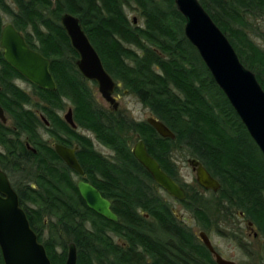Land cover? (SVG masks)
I'll return each instance as SVG.
<instances>
[{"label": "trees", "instance_id": "trees-1", "mask_svg": "<svg viewBox=\"0 0 264 264\" xmlns=\"http://www.w3.org/2000/svg\"><path fill=\"white\" fill-rule=\"evenodd\" d=\"M200 1L264 88V48L248 32L251 29L248 19L264 16V0ZM13 2L15 6L0 0V30L2 12L27 34L32 25L30 30L36 33L35 37L28 35L38 39L47 54L48 46L53 47L56 54H77L60 24L63 13L77 15L109 70L114 73L122 66L131 72L133 78L121 77L126 87L149 106L176 137L164 138L146 122L131 124L125 120L126 129L135 132L142 128L150 153L176 181L181 183L171 152L181 147L220 180L222 187L218 192L204 189L205 193L211 192L210 196L193 191L192 187L186 188L187 198L181 200L184 206L208 229L212 222L217 223L222 218L225 221L243 218L252 221L264 239V154L186 37V19L175 0ZM134 4L145 18L144 26L133 25L126 14L125 8ZM106 54L115 55L120 66L108 61ZM128 55L134 59L133 63L123 58ZM62 63L63 66L58 67L62 77L55 71L54 74L61 82L59 86H67L78 98L76 119L92 128L101 140L122 155L120 162H109L110 171L102 173L100 178L94 173L93 179L113 200L119 220L107 219L86 205L67 171L53 169L57 157L51 159V164L40 152L18 155L20 151L12 150L18 146L17 140L1 138L8 153L13 152L7 158L9 164L2 158L3 168L20 193L21 205L52 263L65 264L69 243L74 242L78 264H217L202 240L156 192L152 176L134 157L127 137L117 130V123L105 122V111L95 102L86 80L72 68L71 60L64 58ZM33 182L39 188H35ZM64 182L77 191L76 202L62 188ZM33 201L37 205H33ZM62 210L55 223L56 236L50 234L44 238L42 227L46 215ZM91 214L101 221L94 220ZM238 234L242 233L236 232L233 236ZM240 244L244 245L242 241ZM0 264H4L1 249Z\"/></svg>", "mask_w": 264, "mask_h": 264}, {"label": "water", "instance_id": "water-1", "mask_svg": "<svg viewBox=\"0 0 264 264\" xmlns=\"http://www.w3.org/2000/svg\"><path fill=\"white\" fill-rule=\"evenodd\" d=\"M175 3L186 19L184 27L186 37L195 46L214 80L264 154V88L256 74L243 64L226 33L200 0H175ZM61 24L73 48L80 56L77 61L78 69L86 78L96 80L104 98L113 103L115 99L112 93L116 82L105 69L80 18L73 13L65 12L61 16ZM0 44L4 48L6 59L32 82L50 90L57 89L56 81L49 69L50 60L31 49L13 24L6 25L2 30ZM0 118L6 120L1 106ZM68 119L75 125L72 112L69 113ZM148 121L161 136L172 139L176 137L173 130L162 120L150 117ZM56 147L70 166L80 173L84 172L73 149L62 145ZM133 152L154 180L171 196L179 200L187 198L185 189L162 168L156 158L148 153L143 140L137 142ZM188 162L196 173L197 182L204 189L214 192L221 189L220 180L213 176L200 160L191 157ZM78 189L89 208L110 220H119L118 215L111 209V201L105 198L93 184L81 180ZM252 224L249 222L250 227ZM198 236L211 251L217 264H239L222 256L205 230L199 231ZM0 249L4 264H53L46 246L39 240L26 211L20 204L17 191L7 173L1 168ZM65 264H78L77 246L74 242L69 243Z\"/></svg>", "mask_w": 264, "mask_h": 264}, {"label": "flooded vegetation", "instance_id": "flooded-vegetation-1", "mask_svg": "<svg viewBox=\"0 0 264 264\" xmlns=\"http://www.w3.org/2000/svg\"><path fill=\"white\" fill-rule=\"evenodd\" d=\"M12 2H13V0H12ZM13 5H14V2H13ZM3 14H6V13L2 12L3 23H2L1 30H0V40H1V33H2V30L4 29V27L8 24H13L14 27L24 37L26 43L28 44V46L31 49H33L36 52H39L45 58L50 60L49 69H50V72L56 81L57 89L56 90H50L48 88H44V87L39 86L38 84L32 82L24 73H22L17 67L12 65L6 59V57L4 55V48L0 44V106L3 108L4 115L6 117L5 121L0 118V125L2 126V129H0V168L7 173L13 187L15 188L14 183L12 182V179H11L10 175L8 174V171L3 168L4 161L2 160V158H6V159L9 158V154L13 155V152L8 153V148L1 141V138L2 139L4 138L6 140L16 139L18 142V144H17L18 146L14 147L12 150L13 151H20L18 155L26 154V155L30 156V153L37 154L40 152V155H42L46 159L49 158L50 160L51 159L54 160L57 157L55 159V161L57 163H55L53 161L55 163V168H53V169L57 172H62L63 170L67 171L72 183H75L76 189L78 190V193L80 196H81V194H80L79 189H78L79 181L83 180V181L89 182V183L93 184L101 192V194L105 198H107L111 201V209L114 211L113 200L105 195L103 189L99 188L94 183L93 179H94V173L98 174L97 177L100 178L102 173L110 171L111 166L108 163L110 162V163L116 164L117 162H120V157L122 155L115 148H113L112 146L108 145L103 140H101L97 136V133L92 128L86 127V126L82 125L80 122H77L76 111H75L76 108L74 109L73 107H69L67 112L62 115L60 112L62 110H64V108H61L63 106L58 105V104H52V102H51L52 99H51V97H49V96H53V97H55V99L60 100L59 102L63 101V98L61 95V87L59 86V81L57 80V78L54 74V71H55V68L57 66L58 67H59V65L63 66L62 59H64V58H69L71 60L72 68L75 67V69L78 71V73L86 80L88 87L92 93H93V91L90 88L89 83L90 82L95 83L99 89L98 82L96 80L86 78L80 72V70L78 69V65H77V61L80 58V56L76 50L75 51L77 54H75V55H64V54H58L57 55L56 54L55 57H52V56H50V54H47L46 52H44V50L41 49V44H40V41H38V39H36V38L34 39L28 35V34H30V35L35 37L36 33L33 30L32 31L30 30V29H32L31 28L32 25H29V27H28L29 32L27 34L24 31L20 30L11 21V17L9 15L8 16L10 17V21L5 22ZM133 23H137L136 20H133L132 24ZM60 24H61V19H60ZM100 57H101V55H100ZM123 58L126 60V62L133 63L134 59L131 57V55L123 56ZM101 59H102V62H103L105 69L107 70V72L112 76V78L116 82V87L114 88V91L112 93V97L115 99V101L113 103H111L110 101H107L104 98V96L102 95V93L100 92L101 95L103 96V98L110 104L109 109H103L105 111V117H104L105 122L117 123V125H118L117 130H120L124 133H128V134L124 135V137H127V143H128L130 150L132 151L133 155H134L133 149H134L135 145L137 144V142L140 140L144 141L148 153L150 155H152L149 151L148 144H147V142H146V140L142 134V131H141L142 128H139L138 131H135V132H132L131 130L128 131V129H126L127 125L124 124V121L128 120V122L131 124H135V123L139 124L142 122H146L147 124L151 125V123L148 121V119L150 117H156V118H158V117L153 113V111L151 110V108L149 106H147V107L150 108L152 115L149 116L146 120H139V119H134L132 117H129L128 115H126V113H124L120 109L119 97L121 96L122 92L124 94H126V92H129L131 94H134L140 101H141V99L134 92H132L129 88L126 87L124 79L121 78L125 72L124 71H121V72L116 71V72L112 73L109 70V68L107 67V65L104 63L105 61L103 60L102 57H101ZM99 91H100V89H99ZM48 92H51V93H48ZM47 95H48V97H47ZM94 99H95V97H94ZM95 102L97 103L96 100H95ZM115 103H117V107H115ZM70 112H72V119H73V122L75 123V125H73L68 119ZM151 126L155 129V127L153 125H151ZM26 128H28V129L26 130ZM81 129H86V130H89L90 132L94 133L96 136V139L99 141L98 143H100V144L102 143L101 145L103 146V148H109V150L111 152L109 154H105L102 150L97 149L93 138L89 137L88 135L81 132L82 131ZM126 130H127V132H126ZM156 132L158 133L157 130H156ZM19 133H21V134H19ZM162 137H164V136H162ZM164 138H168V137H164ZM134 140H136V142L133 145ZM56 145H62V146H65L67 148L73 149L75 152V156H76V158H77V160H78V162H79V164H80V166L84 172L80 173L78 170H76L75 168L70 166L66 162V160H64V158L59 154ZM10 147H11V145H10ZM134 157H135V155H134ZM154 158H156V157H154ZM189 158H191V157H189ZM188 159H187V162H188ZM7 160H8V164H9L10 160L9 159H7ZM52 160L50 161L51 164H52ZM106 160H108V161L106 162ZM158 162H159V160H158ZM153 180H154V178H153ZM154 182H155V184H153V185H154L156 190H157V188L165 190L155 180H154ZM64 183L68 185V183H66V182H64ZM178 183L185 189V187L183 186L182 183H180V182H178ZM33 186L35 188H39L35 182H33ZM15 190L17 191V193L19 195V200H20V193L18 192V190L16 188H15ZM185 191H186V189H185ZM74 193L77 197V191L76 190H74ZM81 198L83 199L82 196H81ZM177 200H179V199H177ZM179 201H181V200H179ZM31 203L33 205H37L35 201H33ZM20 204H21V200H20ZM86 205H87V203H86ZM172 209L176 213V211L173 207H172ZM91 210H93V209H91ZM176 215H177V213H176ZM146 216L148 217L149 215L146 214ZM177 217H178V215H177ZM251 228H252V226H251ZM255 236H259V235L255 234ZM217 251L219 253H221L218 249H217Z\"/></svg>", "mask_w": 264, "mask_h": 264}, {"label": "rangeland", "instance_id": "rangeland-1", "mask_svg": "<svg viewBox=\"0 0 264 264\" xmlns=\"http://www.w3.org/2000/svg\"><path fill=\"white\" fill-rule=\"evenodd\" d=\"M10 4L13 5L12 0H8ZM14 6V5H13ZM126 14L131 22L133 20H136L137 23H133V25H139L144 26L145 25V18L141 15V12L139 10V7L134 4L133 6H128L125 8ZM4 15L5 22L10 21V17L6 14ZM248 23L250 26V30L248 31L250 34V37L254 39V41L259 44L262 48H264V16H252L248 19ZM48 52L50 56L55 57L56 53H54V48L47 47ZM136 50H139L136 47H132ZM58 55V54H57ZM111 57H108L106 54V58L111 63L115 64V66H120L118 60L116 59L115 55H110ZM130 63V62H129ZM122 69L121 71H124L125 77H134V75L126 70L125 67L120 66ZM56 73L59 75V68L58 66L55 68ZM119 71V70H118ZM254 72V71H253ZM255 73V72H254ZM126 74V75H125ZM62 77L61 75H59ZM132 77V78H133ZM62 80V79H60ZM61 83V82H60ZM59 83V84H60ZM90 88L93 91V96L95 97V100L97 101V104L102 109H109L110 104L103 98L101 95L98 86L90 82L89 83ZM61 89V95L63 98V103L59 102L60 100L55 99L53 96H49L52 99V104H58L62 105L64 110H62L60 113L63 115L67 112L69 107L78 108V98L74 97L73 90H70V92L67 88V86H60ZM48 97V95H47ZM120 101V109L126 113L129 117H132L134 119L139 120H146L149 116L152 115V112L150 108H148L144 103H142L134 94H131L129 92H126L124 94L121 93V96L119 97ZM77 122L78 119H76ZM183 120V119H182ZM180 121V123H183V121ZM82 130V131H81ZM80 131L84 134L88 135L89 137H92L96 148L99 150H102L105 154H109L111 151L109 148H103V146L98 143L99 141L96 139V136L94 133L90 132L86 129H81ZM124 135L126 133L123 132ZM136 142V140L133 141V145ZM172 155V162L177 168L178 176L181 179V183L187 188H193V191L198 190L203 193L204 188L197 182V177L195 171L192 169L190 164L187 162V159L190 157L187 153V150L183 147L174 149L171 152ZM108 160H106L107 162ZM109 164V163H108ZM62 188L65 190V192L70 195V199L72 201L76 202V195L74 193V190H72L67 184L62 183ZM156 192L161 195L162 198H164L168 203L171 204V206L175 209L178 217L180 220H182L186 225H188L198 236L199 231L205 230L208 235L210 236L214 246L222 253L224 257L227 259L234 260L238 262L239 264H264V239L259 234L258 227L256 225L252 224V228L249 227V221L247 219L243 218H236L233 219V221H229L228 219L225 221L220 219L217 223L216 221L212 222L213 224L210 225L211 228H207L205 226H202L200 222L194 217L191 211H189L184 204L177 200L176 198L170 196L165 190L157 188ZM207 196H210L211 192L205 193ZM62 211L59 212H51V214L46 215L45 222L43 228V236L44 238H47L50 234L53 236H56V227L55 223H57L60 219V215ZM214 217L215 214H211ZM94 220H100V218H97L95 215H92ZM228 221V222H227ZM207 226V225H206ZM223 230V234H221L219 231ZM242 233L241 235L238 234V236H233V233ZM255 234H258L259 236H255ZM199 237V236H198ZM200 239V238H199ZM244 244L241 246L240 242ZM58 252H60V248L57 249Z\"/></svg>", "mask_w": 264, "mask_h": 264}]
</instances>
